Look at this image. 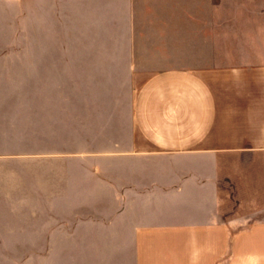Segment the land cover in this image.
<instances>
[{
    "label": "crops",
    "instance_id": "crops-1",
    "mask_svg": "<svg viewBox=\"0 0 264 264\" xmlns=\"http://www.w3.org/2000/svg\"><path fill=\"white\" fill-rule=\"evenodd\" d=\"M27 1L10 8L17 25ZM61 1L59 47L30 45L22 28L9 43L0 35V199L51 221L19 217L9 263L32 264L58 238L48 71L110 69L118 52L132 91L119 196L132 213L157 199L163 216L132 227L134 264H264V0Z\"/></svg>",
    "mask_w": 264,
    "mask_h": 264
},
{
    "label": "rangeland",
    "instance_id": "rangeland-1",
    "mask_svg": "<svg viewBox=\"0 0 264 264\" xmlns=\"http://www.w3.org/2000/svg\"><path fill=\"white\" fill-rule=\"evenodd\" d=\"M16 1L0 0V15L5 14L0 18L4 41L12 42L13 33L22 28L30 36V45L59 47V4L63 1L28 0L30 12L19 25L10 17ZM87 26H81L83 31ZM118 43L114 37L112 47ZM111 56L110 69L48 71L50 80L42 89L59 96L58 238L54 230L53 244L39 246L40 256L36 261L33 256L32 264H134L132 227L163 218L159 200L146 208L148 213L142 205L138 213H132L119 196L121 163L129 166L115 152L120 128L128 125L132 91L119 70L118 52ZM0 200V264H10L5 251L11 253L13 247L4 244L10 242L9 229L19 225V217L31 227L51 221L45 216L34 219L28 207L18 213L8 199ZM166 202H161L163 210L174 212L175 219L182 217L175 214V204ZM52 205L56 210L55 200Z\"/></svg>",
    "mask_w": 264,
    "mask_h": 264
}]
</instances>
